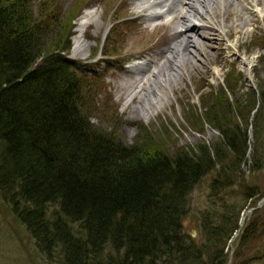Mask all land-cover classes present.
Masks as SVG:
<instances>
[{
	"label": "trees",
	"instance_id": "16d2710c",
	"mask_svg": "<svg viewBox=\"0 0 264 264\" xmlns=\"http://www.w3.org/2000/svg\"><path fill=\"white\" fill-rule=\"evenodd\" d=\"M60 9L57 0H0V198L55 264H227L239 211L222 193L240 175L256 104L252 156L264 165V90L236 98L240 76L230 70L185 118L191 129L217 130L216 142L169 153L163 129L126 146L90 123L88 104L105 86L102 75L77 73L66 58L77 9ZM112 21L109 37L120 25ZM111 45L101 62L116 56ZM211 172L196 243L181 224L190 192ZM242 195L245 203L254 196ZM242 231L245 243L254 228Z\"/></svg>",
	"mask_w": 264,
	"mask_h": 264
},
{
	"label": "rangeland",
	"instance_id": "374dc122",
	"mask_svg": "<svg viewBox=\"0 0 264 264\" xmlns=\"http://www.w3.org/2000/svg\"><path fill=\"white\" fill-rule=\"evenodd\" d=\"M57 1L62 13L77 9V14L71 21V30L68 35L70 49L65 55L66 58L77 64V67H74L77 73L88 75L96 72L102 75L101 78L105 86L100 91V96L97 94L91 97V105L88 104L89 108H94L93 114L90 113L92 116L90 123L101 130L114 132L126 146H132L135 142L137 144L147 134L155 135L163 129L170 135V141L164 142V148L169 153H173L177 148L185 150L200 144L209 145L216 142L218 139L217 130L203 123L199 128L191 129L185 124V118L192 108L199 111V101L204 94L210 92L214 94L224 86L225 74L230 70H234L240 76L236 98L242 96L247 90L256 94L257 90H264V0L260 1L257 8L259 13L262 11L260 15L253 13L252 0L243 3L245 12L251 14L248 18L255 19L254 22H248L244 27L245 35L232 33L231 36H226V28L222 27L230 26L232 21L230 19L223 20L224 12L228 8H218L217 27L214 24L217 32L212 37L211 49H205L204 58L197 57L193 68L185 66L179 70L180 78L177 77L175 81L170 79L174 73L172 69L166 63L163 64L160 74L155 80L158 84L153 82L151 87L153 92L150 94L151 97H147L151 106H145V110L148 109L147 112L141 111L139 117H135L136 113L134 112L140 108V104L137 103L138 99H133L130 96V94L136 95L138 86L135 87L136 83L129 86L131 80L135 79V75L127 72L123 64L138 56H142L147 64L153 62L154 66L149 64L152 70L158 62L162 64L163 59L159 53L169 45L171 31L165 24L167 25L172 15L162 14L160 19L148 20L149 14L162 13L163 9L148 8L146 0H144L145 2H139L140 0ZM88 9H92V19L81 20ZM222 13L224 14L222 15ZM114 18L119 19L117 23L120 25L115 31L116 36L109 37L108 30ZM81 21L84 25L80 27ZM174 30H179V28H174L172 31ZM201 34L204 33L201 32ZM77 37L86 43L87 50L84 51V54L73 53L71 46L73 47V41ZM106 43L107 45L113 44L111 47L115 48L116 56L111 57L109 62L101 63L100 53L102 47L105 49ZM242 63L246 64L247 68ZM170 82L172 83L170 84ZM123 84L129 86L130 90ZM144 88L147 91L148 86ZM143 93L141 91L140 95ZM155 93L160 94V102L154 98ZM227 97L228 102L232 104L231 96ZM104 98H108L109 101L104 102ZM240 98L243 99V97ZM257 106L258 104L255 109ZM255 109L247 117L245 142L247 150L245 160L240 166V175L237 177L236 183L226 188L222 193L226 196L225 200L230 199L228 202L231 203L234 212L239 211L238 216L245 214L239 232L228 241L224 251L228 256L229 264H264L261 253L264 248V211L260 212L257 209L246 213L251 207L256 206L264 196V167H262L264 165L261 166L263 162L258 159L257 155L252 156V147L255 146V143L252 138L251 124ZM235 121L241 124L238 118ZM259 136L264 149V130L260 132ZM156 141L159 140L156 139ZM255 165L261 167L255 169ZM213 177V172L206 174L188 196V214L183 218L181 226L183 232L189 234L196 243L200 242L197 230L198 216L207 207L208 185ZM244 190L254 194L247 203L242 195ZM244 227L254 228V233L247 238L245 243H242L239 236H242ZM0 264H55L46 260L35 248L34 240L12 214L10 206L1 198Z\"/></svg>",
	"mask_w": 264,
	"mask_h": 264
},
{
	"label": "bare ground",
	"instance_id": "6f19581e",
	"mask_svg": "<svg viewBox=\"0 0 264 264\" xmlns=\"http://www.w3.org/2000/svg\"><path fill=\"white\" fill-rule=\"evenodd\" d=\"M142 1L144 0H140L139 2H142ZM248 1L249 0H146V2L144 1L145 3H147L148 8L163 9L162 13L157 12L155 14L154 13L149 14L148 20L160 19L162 14L172 15L170 21L169 22L167 21L168 22L167 25L165 24L167 29L171 31L170 32L171 34H170L169 45L166 47L164 51L159 53L161 55V58L163 59L162 64H159L158 62V64L153 68L154 70L151 69V65L154 64L153 62L152 63L149 62V64L151 63V65L147 64V62L145 64L141 63L139 64V66L132 65L131 70H133L132 74L135 75V79L133 80L130 79L131 82L129 80L130 82L129 86L131 84L134 85L136 83L135 87L138 86V91H136V95L130 94V96L133 99L135 98L138 99L137 103L140 104L139 106L140 108H137L136 110L133 108L135 110L134 112L136 113L135 117H139V114L141 111L144 113L145 111L147 112L148 109L145 110V108L151 106V102L147 97H149L150 94L153 92L152 90L153 88L151 89V87L153 86V82L155 84H158V82L157 81L155 82V80L159 76L160 70H161L160 68L163 64L166 63L168 67L172 69L174 73L170 77V79L175 81L177 77L180 78L178 75L179 70L185 68V66L192 67L194 65V62L197 60V57L201 56L204 58L205 49H208V50L211 49L212 37L214 33L217 32L216 17H217L218 8H228L227 11L224 12L225 14L222 13V15L224 14L223 20L230 19L232 21L230 23L231 25L229 24L230 26L224 25L222 27V28H226V31H225L226 36H231L232 33H234L235 35H245L246 34L244 27L248 24V22L255 21L253 17L248 18L249 15L251 16V14L246 13L243 7V3L244 2L246 3ZM260 1L262 0H252L251 1L253 2V9H254L253 13L254 14L260 15V13L262 12L260 10L261 12L259 13L257 10L260 4ZM91 10L92 9L86 10L87 12L84 13L81 20L88 21L92 19ZM214 24L216 27H214ZM82 25H83V22L81 21L80 27ZM174 28L175 29L179 28V30L172 31ZM201 32H203L204 34H201ZM71 48L73 50V53L79 52V53L84 54V51L87 50L86 43H84L78 37L73 41V47L71 46ZM244 66L247 68L246 64H244ZM172 82H170V84ZM124 86H127V85L125 84ZM129 86H127V89H129ZM145 86H148V89H147L148 92L145 91V88H144ZM141 91L144 92L142 95H140ZM162 94H165V93H162ZM154 98L157 100V102H160V94L155 93ZM133 99H130V100H133Z\"/></svg>",
	"mask_w": 264,
	"mask_h": 264
},
{
	"label": "water",
	"instance_id": "95a60500",
	"mask_svg": "<svg viewBox=\"0 0 264 264\" xmlns=\"http://www.w3.org/2000/svg\"><path fill=\"white\" fill-rule=\"evenodd\" d=\"M264 204V196L262 197V199L259 201V203L257 204V206L255 207V208H259V207H261L262 205ZM254 208V209H255ZM253 209H249L246 213H249V212H251ZM245 215V214H244ZM244 215L242 216V218H241V220H240V222H239V225H238V227H240V225H241V221H242V219L244 218ZM236 235V234H235ZM235 235H234V237H235ZM233 237V238H234Z\"/></svg>",
	"mask_w": 264,
	"mask_h": 264
}]
</instances>
